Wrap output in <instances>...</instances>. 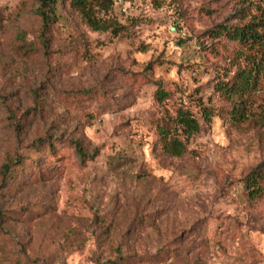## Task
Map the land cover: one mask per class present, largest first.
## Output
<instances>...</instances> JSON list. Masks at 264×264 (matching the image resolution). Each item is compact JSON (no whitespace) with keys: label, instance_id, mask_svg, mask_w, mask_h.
<instances>
[{"label":"rangeland","instance_id":"obj_1","mask_svg":"<svg viewBox=\"0 0 264 264\" xmlns=\"http://www.w3.org/2000/svg\"><path fill=\"white\" fill-rule=\"evenodd\" d=\"M41 6L0 0V264H264V199L244 182L264 127L215 116L178 159L152 121L158 82L197 114L216 102L209 31L233 0L116 1L118 34L67 9L46 27Z\"/></svg>","mask_w":264,"mask_h":264},{"label":"trees","instance_id":"obj_2","mask_svg":"<svg viewBox=\"0 0 264 264\" xmlns=\"http://www.w3.org/2000/svg\"><path fill=\"white\" fill-rule=\"evenodd\" d=\"M118 0H42L38 13L46 27L59 21L61 10L67 9L94 31L112 30L118 34L122 25L108 16ZM235 12L209 31L217 52L227 63L224 72L215 79L216 102L209 98L198 105V114L182 101L173 100L171 92L158 82L155 100L160 114L153 119L156 145L172 158L181 159L190 152V140L201 132L204 123L215 116L228 117L233 122L264 127V0H233ZM223 52V53H222ZM79 155L86 154L79 145ZM26 159L10 157L4 164V174L20 173ZM7 177V176H5ZM12 178L14 177L11 176ZM248 200L252 204L264 199V163L251 171L245 180Z\"/></svg>","mask_w":264,"mask_h":264},{"label":"built area","instance_id":"obj_3","mask_svg":"<svg viewBox=\"0 0 264 264\" xmlns=\"http://www.w3.org/2000/svg\"><path fill=\"white\" fill-rule=\"evenodd\" d=\"M119 2H122L123 0H118Z\"/></svg>","mask_w":264,"mask_h":264}]
</instances>
